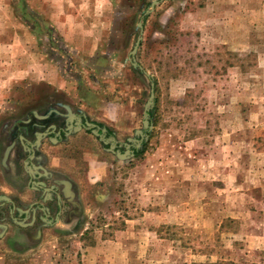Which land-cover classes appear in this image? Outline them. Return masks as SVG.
<instances>
[{"label": "rangeland", "instance_id": "1", "mask_svg": "<svg viewBox=\"0 0 264 264\" xmlns=\"http://www.w3.org/2000/svg\"><path fill=\"white\" fill-rule=\"evenodd\" d=\"M150 1L98 0L89 19L101 36L87 34L98 46L83 69L103 99L91 117L120 142L140 139L134 131L154 83L152 128L134 148L141 152L119 159L85 130L70 151L75 164L103 172L83 195L92 201L85 219L47 230L17 264H165L153 252L169 255L170 264H264V0H161L143 20L135 55L149 78L128 56ZM38 93L60 98L33 84L4 104L0 94V124L32 110ZM153 201L171 205V223L149 220ZM131 216L145 218L125 220ZM150 238L165 245L151 250Z\"/></svg>", "mask_w": 264, "mask_h": 264}, {"label": "crops", "instance_id": "2", "mask_svg": "<svg viewBox=\"0 0 264 264\" xmlns=\"http://www.w3.org/2000/svg\"><path fill=\"white\" fill-rule=\"evenodd\" d=\"M97 2L98 0H0V94L1 99L4 98L1 102L4 104L15 89L31 84L45 85L60 97L42 100L40 97L44 93L37 94L32 110L47 117L40 119L34 115L36 127L32 128L37 130L38 126L43 131L49 129V139L41 140L36 157L28 166L26 156L13 149L8 154L7 165L3 166L5 174L1 169L0 243L4 248L0 249V264H17L15 257L33 255L35 248L43 244L46 231L58 227L64 220L69 222L68 220L85 219L86 210L89 209L87 202L91 204L92 201L89 197L86 202L83 195L85 192L90 195L98 179L102 178V170L94 171L91 168L80 172V167L75 164L76 159L70 152L74 150L76 143L79 144L77 141L83 138L85 129L69 135L63 132L68 127L64 116L65 105L77 113L82 122L87 120L98 126L101 124L91 117L93 107H103L101 91L93 93L86 83L88 77L83 73V69L89 66V50L98 46L94 36L88 38L87 34L91 32L94 35L96 31L99 33L98 37L101 36L100 25L97 26L98 30L90 28V11L97 6L101 8ZM17 116H3L0 127L2 123ZM52 125L55 126L54 130L50 129ZM101 125L102 128H109ZM57 133L61 136L59 141L50 139L52 134L57 137ZM2 145L3 138H0V146ZM33 166L39 169L32 172ZM105 193L107 191L102 190L101 198H106ZM170 193L171 191L164 199ZM151 205L149 220L171 223L169 220L173 218L166 211V207L171 205L156 206V201ZM144 218L131 216L125 220ZM163 240L150 238L145 244L150 241V249L155 250L162 245ZM123 241L128 243V240ZM153 254L165 264H170L169 255L165 256L160 252ZM155 260L159 262L158 259ZM101 262L99 259L98 264Z\"/></svg>", "mask_w": 264, "mask_h": 264}, {"label": "water", "instance_id": "3", "mask_svg": "<svg viewBox=\"0 0 264 264\" xmlns=\"http://www.w3.org/2000/svg\"><path fill=\"white\" fill-rule=\"evenodd\" d=\"M160 1L161 0H151L149 7L143 11L140 20L137 22V29H138L139 35H138L137 39L135 40L134 45H133L132 49L130 50L129 56H128V59L131 62V65L133 66V68L142 72L145 76H147L149 78H150L149 74L143 69V67L136 60L135 55H136V52H137L138 47L140 45V41L142 39L143 20L146 17V15L148 13H150ZM154 102H155L154 83L151 82L150 93H149V96H148V98L144 104L143 113H142V121H141L142 128L135 129V131H134V134L139 135L140 139L128 137L126 142H119L115 138L114 135L106 136V129L105 128H101L97 124L92 123L91 121L86 120V121L82 122L81 117L77 113L73 112L68 105H65L66 113L64 114L65 118H67L68 127L66 130H64L65 131L64 133L66 135H69L72 132H75V131L80 130V129L90 130V132L94 136H96L101 143L108 145L107 150L109 152L113 153L119 159L126 160V159H128L134 155L133 149H131L130 147L134 146V148H139L141 146L142 141L144 139H147L149 136L148 133H143V129H146L147 131H149L152 128V124L149 120V111L154 106ZM33 114L37 118H40V119L47 117V115L38 114L36 111H34ZM54 128H55V126L52 125L50 129L54 130ZM49 132L50 131L48 129V130L36 133V139H35L34 144H32V146H39L41 139L44 136L48 135ZM56 135H58V133ZM20 138H22V136H20ZM52 139L57 141L56 138H52ZM12 145L13 144L8 145L3 152L2 159H1V162L3 165L6 164V160H7V157H8V154L10 152ZM121 145H123L125 148L123 151H120L117 149V146H121ZM32 156H33V153L31 154V157ZM3 198H5V197H3Z\"/></svg>", "mask_w": 264, "mask_h": 264}, {"label": "flooded vegetation", "instance_id": "4", "mask_svg": "<svg viewBox=\"0 0 264 264\" xmlns=\"http://www.w3.org/2000/svg\"><path fill=\"white\" fill-rule=\"evenodd\" d=\"M34 117L35 116L33 114V110H30L28 112H25L20 117L17 116L12 120H8V121L2 123V126L0 127V138H3V143L5 144L4 150L8 145L13 144L10 151L13 149H16L17 151H21L23 156H26V158H27V165L26 166H28L29 163L31 162V160H33L36 157L37 150L41 144V142H40L39 146H32V144H34L35 139H36V133L43 131L42 128L38 127V126H37V130H33L32 126L36 125V124H34ZM99 127L102 128V125L99 124ZM63 132H65V131H63ZM111 135H112V132H110L106 128V136H111ZM20 136H22V138H20ZM54 136L55 135L52 134V137L50 139L56 138L57 141L60 140V137H61L60 135H58L57 137H54ZM43 138L49 139V136L46 135ZM130 148L134 149V146H131ZM4 150H3V152H4ZM32 153H33V156L31 157ZM5 165H7V163ZM5 165H3L2 162L0 161V167L3 171L2 173H4V174H5V172H4L5 168L3 166H5ZM37 168H38L37 166H33L31 171L32 172L37 171L39 169V168L38 169ZM14 187L17 188V186H15V185H14ZM3 202H5V201H3Z\"/></svg>", "mask_w": 264, "mask_h": 264}, {"label": "trees", "instance_id": "5", "mask_svg": "<svg viewBox=\"0 0 264 264\" xmlns=\"http://www.w3.org/2000/svg\"><path fill=\"white\" fill-rule=\"evenodd\" d=\"M152 110H153V109H151V110L149 111L150 116L152 115ZM108 130H109L110 132H112V131L110 130V128H108ZM140 152H141V148L135 150V151H134L135 156L138 155ZM193 264H194V263H193ZM212 264H234V262L231 261V260H218V261H212Z\"/></svg>", "mask_w": 264, "mask_h": 264}]
</instances>
